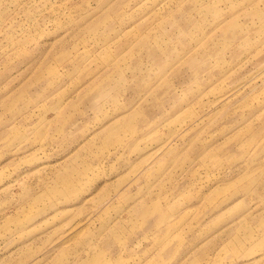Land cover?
<instances>
[{
	"label": "rangeland",
	"instance_id": "1",
	"mask_svg": "<svg viewBox=\"0 0 264 264\" xmlns=\"http://www.w3.org/2000/svg\"><path fill=\"white\" fill-rule=\"evenodd\" d=\"M0 264H264V0H0Z\"/></svg>",
	"mask_w": 264,
	"mask_h": 264
}]
</instances>
